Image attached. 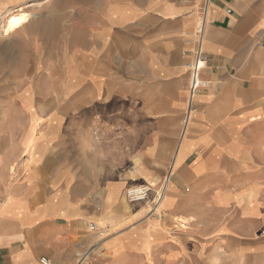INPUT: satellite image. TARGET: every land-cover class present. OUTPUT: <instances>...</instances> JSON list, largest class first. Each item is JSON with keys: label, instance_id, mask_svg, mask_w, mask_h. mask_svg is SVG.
I'll return each mask as SVG.
<instances>
[{"label": "crops", "instance_id": "crops-1", "mask_svg": "<svg viewBox=\"0 0 264 264\" xmlns=\"http://www.w3.org/2000/svg\"><path fill=\"white\" fill-rule=\"evenodd\" d=\"M103 1L104 25L87 27L85 43L91 46L93 39V58L101 61L103 35L109 37V95L124 100L127 115L140 110L153 127L151 141L165 144L157 158L163 166L171 162L173 178L163 191L159 217L139 221L146 213H103L100 201L85 200L82 188L72 184L77 173L70 171L65 154L42 152L43 141H27L35 144L25 146L29 154L12 175L21 147L15 145L7 156L0 134V264H41L42 258L49 264H77L76 254L94 245L87 226L97 219H105L113 233L88 264H264L260 204H244L251 200L239 189L243 181L237 191L235 184L216 183L247 174L250 158L261 164L263 174L264 0ZM200 20L205 86L184 124V55L192 52ZM186 185L194 194L212 193L206 199L186 197ZM232 206L235 222L227 215Z\"/></svg>", "mask_w": 264, "mask_h": 264}, {"label": "rangeland", "instance_id": "rangeland-1", "mask_svg": "<svg viewBox=\"0 0 264 264\" xmlns=\"http://www.w3.org/2000/svg\"><path fill=\"white\" fill-rule=\"evenodd\" d=\"M103 3V0H0V134L5 135L7 156L14 152L15 145L21 147V158L13 164L12 175L29 154L25 146L43 141L42 152L65 154L70 171L77 173L71 175L72 184L82 188L85 200L100 201L103 213L113 211L114 217L146 213L139 221L158 218L159 196L173 178L171 162L163 166L157 158L158 149L163 150L165 144L159 146L151 141L156 138L153 127L145 124L140 110L127 115L124 100L115 101L109 95L113 92V48L109 37L103 35L107 40L100 45L102 55H97L101 61L93 58V39H89L91 46L85 43L86 28L103 24ZM8 13H25L29 22L5 36L2 26ZM87 92L89 95H85ZM95 92L98 95H90ZM87 97L92 99L85 102ZM254 161L249 159L251 167L247 174L232 177L228 182L219 178L216 183L225 187L235 184L233 189L237 191L238 181L245 182L240 183L239 189L251 201L244 204H260L257 207L261 224L257 223L262 232L264 170L260 174L261 164ZM262 163L264 167V159ZM255 185L262 191L255 192L252 188ZM134 187H147L150 191L144 199L128 200L127 191ZM211 193L194 194L191 185L182 188L186 197L206 199ZM97 209L94 208L95 212ZM234 213V207H229L230 222L237 221L232 217ZM104 221H92L103 232L94 238L101 239L102 244L113 233Z\"/></svg>", "mask_w": 264, "mask_h": 264}, {"label": "built area", "instance_id": "built-area-1", "mask_svg": "<svg viewBox=\"0 0 264 264\" xmlns=\"http://www.w3.org/2000/svg\"><path fill=\"white\" fill-rule=\"evenodd\" d=\"M227 13H230L228 10ZM203 24H201L200 28L196 30L195 32V41L193 45L192 52L190 54H185L186 63H185V69L188 73V86H187V112L185 115V123L187 122L190 113L194 112L195 110V98L199 91L205 86L201 80V72L205 68L206 64V57L202 50V42H203ZM140 188V187H138ZM148 191H150L147 187H142L139 189V192L137 194H131L127 193L128 200L135 201V200H141L144 199L148 194ZM163 196V194H161ZM159 196V200L162 199V196ZM88 232L92 234L95 237L102 236L103 232H101L99 229H97V226L91 222L87 226ZM262 235H264V229L261 232ZM101 239H95L93 247L89 250H86L84 252L76 254L78 257L77 264H88L92 251L100 250L102 245ZM41 264H49V261L45 258L40 259Z\"/></svg>", "mask_w": 264, "mask_h": 264}, {"label": "bare ground", "instance_id": "bare-ground-1", "mask_svg": "<svg viewBox=\"0 0 264 264\" xmlns=\"http://www.w3.org/2000/svg\"><path fill=\"white\" fill-rule=\"evenodd\" d=\"M4 20H5V23L3 24L2 29H3V33L5 36H8V35L14 33L15 31L22 28L26 23L29 22L28 15H26L25 13L24 14H22V13H18V14L8 13L5 16ZM201 24H203V23L200 22L197 29L200 28ZM141 188L142 187H140V188L134 187V188L128 189L127 193L137 194V192H139V189H141ZM97 229H98V226H97Z\"/></svg>", "mask_w": 264, "mask_h": 264}]
</instances>
